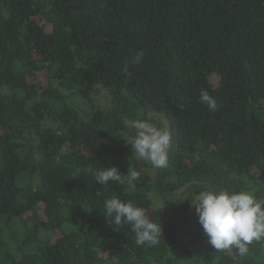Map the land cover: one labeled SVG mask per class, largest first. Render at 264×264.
<instances>
[{"label":"trees","instance_id":"1","mask_svg":"<svg viewBox=\"0 0 264 264\" xmlns=\"http://www.w3.org/2000/svg\"><path fill=\"white\" fill-rule=\"evenodd\" d=\"M149 103L164 169L122 137ZM112 166L124 184L95 179ZM205 184L264 199V0H0V264H264V239L216 251L166 200ZM113 196L155 210L157 245L111 224Z\"/></svg>","mask_w":264,"mask_h":264},{"label":"clouds","instance_id":"2","mask_svg":"<svg viewBox=\"0 0 264 264\" xmlns=\"http://www.w3.org/2000/svg\"><path fill=\"white\" fill-rule=\"evenodd\" d=\"M145 53L137 51L130 61H125L123 71L129 73V66L143 62ZM200 101L210 111L217 109V101L207 90H201ZM145 118L128 119L125 128L131 134L122 135L137 157L150 163L154 169L168 167V155L171 146V135L166 122H156L159 118L149 111ZM162 115V114H161ZM95 179L107 185L109 181L125 183L115 166L103 167L94 172ZM141 173L129 169L126 182L130 189H135V182ZM190 200L195 204V213L208 243L216 251H230L233 248L240 256L248 252V245L253 241L264 239V199H259L252 190L231 191L228 188H214L207 184L194 196L184 194L170 199L177 203ZM165 201V200H164ZM163 201V203H164ZM105 216L111 224H127L135 234L137 245L155 246L160 242L162 228L156 219H150L145 207L137 206L132 201H123L113 196L104 202Z\"/></svg>","mask_w":264,"mask_h":264},{"label":"water","instance_id":"3","mask_svg":"<svg viewBox=\"0 0 264 264\" xmlns=\"http://www.w3.org/2000/svg\"><path fill=\"white\" fill-rule=\"evenodd\" d=\"M148 109L151 110V111H154V105L152 103H149ZM145 209L147 210L150 219H153L154 218L155 210L152 207H147Z\"/></svg>","mask_w":264,"mask_h":264},{"label":"rangeland","instance_id":"4","mask_svg":"<svg viewBox=\"0 0 264 264\" xmlns=\"http://www.w3.org/2000/svg\"><path fill=\"white\" fill-rule=\"evenodd\" d=\"M158 117L160 118L161 117V114H158ZM158 123V122H157ZM156 172V171H155Z\"/></svg>","mask_w":264,"mask_h":264}]
</instances>
